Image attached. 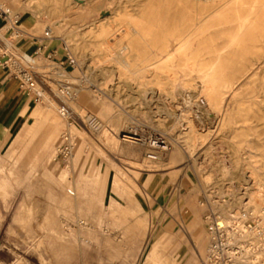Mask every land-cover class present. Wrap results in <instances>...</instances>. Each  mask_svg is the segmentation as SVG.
Masks as SVG:
<instances>
[{
    "label": "rangeland",
    "instance_id": "1",
    "mask_svg": "<svg viewBox=\"0 0 264 264\" xmlns=\"http://www.w3.org/2000/svg\"><path fill=\"white\" fill-rule=\"evenodd\" d=\"M28 1L0 0V9L35 37L51 28L53 39L27 52L38 101L0 87V264H149L156 244L168 264H264V24L243 22L253 0ZM101 22L108 34L98 38ZM179 35L185 50L170 63L164 47L175 52ZM65 47L77 62L66 76ZM33 109L54 113L49 148L47 124L27 136L43 121ZM67 132L71 157L57 149ZM215 220L253 233L213 238ZM57 228L74 234L71 255L48 237Z\"/></svg>",
    "mask_w": 264,
    "mask_h": 264
},
{
    "label": "built area",
    "instance_id": "2",
    "mask_svg": "<svg viewBox=\"0 0 264 264\" xmlns=\"http://www.w3.org/2000/svg\"><path fill=\"white\" fill-rule=\"evenodd\" d=\"M0 19L4 23L5 29V33H0V71H4L11 78L16 80L20 91L31 96L35 101H38L42 97V91L39 90L41 82L38 79V74L34 71V67L30 61V55L22 50L17 43L20 40L35 41V43L38 44L37 51L39 52L42 48H45L44 43L52 39L50 30L46 31L42 38L25 34V32L19 28L20 17L12 13L9 9H0ZM65 51H67L66 47ZM52 56H56V53L50 55L49 58ZM76 65V60L72 58L67 51L65 59L59 63V70L66 76L67 70L69 68H75ZM43 78L46 79V77ZM47 80L50 81L51 79L48 78ZM61 83L63 84V82ZM61 94L66 99L74 97L70 89L65 86H62ZM60 114L64 118H68L69 116L65 107L61 108ZM97 122L98 120L96 117L88 116L86 118V124L90 127H96ZM57 149L59 153L71 157L73 142L70 133L67 132L62 135L61 143Z\"/></svg>",
    "mask_w": 264,
    "mask_h": 264
},
{
    "label": "bare ground",
    "instance_id": "3",
    "mask_svg": "<svg viewBox=\"0 0 264 264\" xmlns=\"http://www.w3.org/2000/svg\"><path fill=\"white\" fill-rule=\"evenodd\" d=\"M196 1V3L197 2H200V1H202V0H195ZM241 0H225L224 2H223V5H222V7L223 6H228L229 4H232V3H235V2H240ZM36 2V1H35ZM35 2L34 1H32V0H29L28 1V3H27V6H28V8H33L34 7V5H35ZM205 2L207 3V2H211L210 0H205ZM252 5V11H251V15L249 16V18H247V19H245V20H243V22H247V23H249L250 21H255L256 20V18H259L260 17V19H261V22H263V24H264V0H253V3L251 4ZM1 8V7H0ZM3 9H4V7H3ZM5 9H7V8H5ZM215 12H216V10H212L210 13H208V14H204V13H201L200 14V16L199 17H196V18H193L194 20L193 21H195V20H197L198 18L200 19V23L199 24H203V23H206V22H208V20L210 19V18H212L213 17V15L215 14ZM110 19V17L109 18H107V19H105V20H109ZM105 20H103V21H105ZM1 21V20H0ZM253 21V22H254ZM60 24H61V21H57L54 25H52V26H55V27H60ZM110 24V23H109ZM250 24V23H249ZM198 25V24H197ZM196 25V26H197ZM200 25V26H201ZM196 26H194V29H196L197 27ZM19 28H20V26H19ZM193 28V27H192ZM21 29V28H20ZM23 30V29H22ZM49 30V29H48ZM24 31V30H23ZM50 31H51V28H50ZM94 31L95 32H92V33H94L95 35H97V37L98 38H101V37H104V36H106L107 34H108V28H107V24H105V23H102L101 22V24H99L98 26H95L94 27ZM0 32H1V30H0ZM25 32V31H24ZM25 34H27L26 32H25ZM29 35V34H28ZM180 38H181V36L179 35V36H177V40H178V42H177V47H176V50H175V52H169L168 51V46H165L164 47V52L166 53V56L168 57V62H174L175 61V57L177 56V55H181V54H183V52H184V50H185V48H184V45H182V42L183 41H181L180 40ZM52 39H53V37H52ZM190 39V38H189ZM188 42V41H187ZM99 45H100V43H99ZM102 45H103V47L104 46H106V50H109L110 48H111V45L109 44V42H107V43H105V44H103L102 43ZM108 45H110L109 47H108ZM196 46V45H195ZM124 51H126L127 53H131L132 52V48H131V45L130 44H128L126 47H124V49H123ZM167 50V51H166ZM161 51V50H160ZM120 53V52H119ZM166 57V58H167ZM30 61H31V63L33 64V60L32 59H30ZM229 63V62H228ZM151 66V65H150ZM180 66L183 68V70H185V72H186V75H188V74H191L192 73V69H191V66H188V64H187V62L186 61H183L182 62V64H180ZM172 66H168L167 67V69H169L170 71H173L172 70ZM181 68V69H182ZM211 71V70H210ZM252 74V73H251ZM195 76V75H194ZM192 78V77H191ZM195 78V77H194ZM199 79V78H198ZM206 86H205V84L203 83V88H205ZM209 89V88H208ZM204 92H205V90H204ZM202 93V92H201ZM207 95V94H206ZM209 100V99H208ZM182 116V115H181ZM97 125H99V123L97 122ZM96 125V126H97ZM192 130V129H191ZM192 132V131H191ZM190 133V132H189ZM194 135V134H193ZM187 136V135H186ZM204 139V138H203ZM123 140L124 141H127V142H131V143H135V142H141V140H139L137 137H136V135L135 134H131V133H127V134H125V135H123ZM186 140V139H185ZM154 143V142H153ZM185 143V146H186V150H187V154L191 157V158H193L194 159V154H195V148H196V146H195V138L192 136V133H190L189 135H188V139L184 142ZM75 148H76V146H75ZM245 150V149H244ZM254 198V197H253ZM251 199V198H250ZM252 200V199H251ZM250 204V203H249ZM252 205V204H251ZM250 206V205H249ZM248 207V206H247ZM25 210H24V208L22 209V212H24ZM248 212H250V216H254V212H251L250 210H248ZM261 217H264V213L262 212L261 214ZM241 225V224H240ZM236 226V224H234L233 222H232V220H228V221H226V223H224V222H218L217 220H215L214 221V223H213V231H212V237L213 238H217V237H219V234L221 233V232H226L227 234H228V236H230V237H234V238H237V236H239V239H245L246 237H249V236H251L252 235V233H253V231H252V233H250L249 232V230H247V228H245V227H243V226ZM250 231H251V229H250ZM257 237V236H256ZM66 244V243H65ZM257 244L259 245V247H261L262 245H260V243H259V241L257 240ZM69 246V245H68ZM67 245H66V247H68ZM212 247V245L210 246V248ZM264 246H262L261 247V249L263 250L264 248H263ZM246 251V250H245ZM246 252H248V250L246 251ZM233 254V253H232ZM256 258V257H255ZM258 258V257H257ZM239 258H236V261L234 262L235 264H245V263H248V260H245V262H242L241 260H242V258H240L239 260H238Z\"/></svg>",
    "mask_w": 264,
    "mask_h": 264
},
{
    "label": "crops",
    "instance_id": "4",
    "mask_svg": "<svg viewBox=\"0 0 264 264\" xmlns=\"http://www.w3.org/2000/svg\"><path fill=\"white\" fill-rule=\"evenodd\" d=\"M1 23L2 22L0 21V30L2 31L4 29V27L1 25ZM27 34H29V33H27ZM29 35L33 36L32 34H29ZM20 47L25 52L35 53L34 50L36 47V43H34L33 41L24 40L23 45ZM15 84L17 85V87H16V90H13ZM0 87L2 88V93H3V89H4V91L6 92L5 93L6 95L10 94L12 90L15 91L16 93L17 92L22 93V91H20V89L18 87V82L16 80H14L13 78H11L4 71H0ZM32 116L43 117V121H36V122L34 121L30 126H28L27 136L29 134L33 133L35 131L36 127L39 126L40 124L41 125L47 124L48 128L46 127L47 128L46 130L48 131V135L45 136L44 139L42 140V147L44 149L49 148L51 146L52 141L54 140V135L52 136V130H54V129L49 127V125L52 126V124H50V123L55 118L54 113L53 112H43V111H40L37 109H33ZM77 199H79V198H77ZM74 200H75V198H74ZM72 201H73V199L70 201V204ZM15 221L17 222L16 219H15ZM129 235L131 236V233H129ZM66 236H67V238H66ZM48 237L55 242L64 244L67 254L71 255L73 249L75 248V243H74L75 238H74L73 233H71V232L65 233L61 229L57 228L55 230L49 231ZM148 240H149V236L146 235V243L148 242ZM66 245L67 246L69 245V246L66 247ZM157 245H159V244H156L151 248L150 255L148 256L149 264H168V263L164 262L162 260L161 256L159 255V253L157 251V249H158Z\"/></svg>",
    "mask_w": 264,
    "mask_h": 264
}]
</instances>
